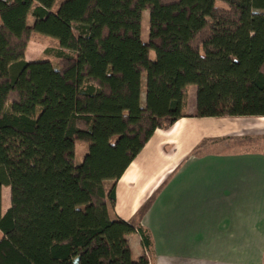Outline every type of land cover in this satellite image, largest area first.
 <instances>
[{
	"label": "trees",
	"instance_id": "trees-1",
	"mask_svg": "<svg viewBox=\"0 0 264 264\" xmlns=\"http://www.w3.org/2000/svg\"><path fill=\"white\" fill-rule=\"evenodd\" d=\"M55 1L0 0V264H149L111 217L116 183L192 85L195 117H264V0ZM35 33L58 66L25 59Z\"/></svg>",
	"mask_w": 264,
	"mask_h": 264
},
{
	"label": "crops",
	"instance_id": "crops-1",
	"mask_svg": "<svg viewBox=\"0 0 264 264\" xmlns=\"http://www.w3.org/2000/svg\"><path fill=\"white\" fill-rule=\"evenodd\" d=\"M32 42L27 61L41 59ZM194 87L196 96L192 85L187 101L196 113L189 101ZM252 119L264 121L194 114L155 130L118 179L111 211L149 238L146 247L139 232L126 236L133 261L146 255L149 264H264V147L198 152L223 136H264ZM9 206L10 198L3 213Z\"/></svg>",
	"mask_w": 264,
	"mask_h": 264
},
{
	"label": "rangeland",
	"instance_id": "rangeland-1",
	"mask_svg": "<svg viewBox=\"0 0 264 264\" xmlns=\"http://www.w3.org/2000/svg\"><path fill=\"white\" fill-rule=\"evenodd\" d=\"M65 0H56L54 3V6L52 8L53 11H57L61 3H63ZM148 12L144 11L142 14V24H141V39L144 44L148 43V34H149V17ZM34 22V18L29 15L27 24L32 25ZM32 44V50L31 52L33 54H38L41 59H49L51 60L55 66H58V60L55 56H53L52 49L58 48L57 41L53 38L46 37L43 35H40L38 33L33 34L31 39ZM43 49V50H42ZM50 50L46 52V50ZM45 50V51H44ZM153 56V52L151 53ZM143 91L145 89V77L143 78ZM195 87L192 90V93L189 97L190 103L194 104L196 102V96H195ZM184 114L186 117L194 116L195 112L192 111L190 105L184 110ZM235 121V120H234ZM240 121V119L236 120ZM249 121V120H246ZM252 124L258 125L260 127L256 128L257 132L264 133V121L261 119H252ZM255 128V127H254ZM168 130V129H167ZM254 133L252 131H247L246 135H243L242 137H234V136H223L219 139H213L208 140L207 142H204L202 146L198 149V152H209V151H231V150H244V149H258L261 147H264V136H256L253 135ZM89 148V145L85 143L77 142L75 144V164L79 165L82 163L83 158L85 154L87 153ZM2 203L4 204L5 209L7 205H9V196H10V189L8 187H2ZM3 234L0 231V238H2Z\"/></svg>",
	"mask_w": 264,
	"mask_h": 264
},
{
	"label": "water",
	"instance_id": "water-1",
	"mask_svg": "<svg viewBox=\"0 0 264 264\" xmlns=\"http://www.w3.org/2000/svg\"><path fill=\"white\" fill-rule=\"evenodd\" d=\"M79 258H76L75 260H74V264H79Z\"/></svg>",
	"mask_w": 264,
	"mask_h": 264
}]
</instances>
